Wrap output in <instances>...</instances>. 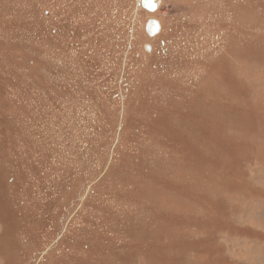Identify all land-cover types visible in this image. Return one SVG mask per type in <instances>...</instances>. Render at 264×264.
Instances as JSON below:
<instances>
[{
  "label": "rangeland",
  "instance_id": "374dc122",
  "mask_svg": "<svg viewBox=\"0 0 264 264\" xmlns=\"http://www.w3.org/2000/svg\"><path fill=\"white\" fill-rule=\"evenodd\" d=\"M225 258L264 264V0H0V264Z\"/></svg>",
  "mask_w": 264,
  "mask_h": 264
},
{
  "label": "water",
  "instance_id": "95a60500",
  "mask_svg": "<svg viewBox=\"0 0 264 264\" xmlns=\"http://www.w3.org/2000/svg\"><path fill=\"white\" fill-rule=\"evenodd\" d=\"M160 5V0H138V6L148 13H154ZM160 24L158 20L150 18L145 22L144 31L149 39H153L160 32ZM145 52L151 51V45H144Z\"/></svg>",
  "mask_w": 264,
  "mask_h": 264
},
{
  "label": "trees",
  "instance_id": "16d2710c",
  "mask_svg": "<svg viewBox=\"0 0 264 264\" xmlns=\"http://www.w3.org/2000/svg\"><path fill=\"white\" fill-rule=\"evenodd\" d=\"M128 1L130 2V0H128ZM130 14H131V11H130ZM168 28H169V26H168ZM168 32H169V29H166V27H163V28L161 27V31H160V33H161V35H162V39H167V40H168ZM125 36H126V34H125ZM142 36L145 37V38L147 37L146 34H145V32L142 33ZM147 38H148V37H147ZM125 40H126V38H125ZM162 44H163L162 47L164 48V42H162ZM163 48H162V51H161L162 53L160 52V54H159V55H161V56H165V55H166V53L163 52V50H164ZM151 62H153V61H150V62H148V63H151ZM149 66H150V65H149ZM225 260H226V259H225Z\"/></svg>",
  "mask_w": 264,
  "mask_h": 264
},
{
  "label": "crops",
  "instance_id": "0c3cea01",
  "mask_svg": "<svg viewBox=\"0 0 264 264\" xmlns=\"http://www.w3.org/2000/svg\"><path fill=\"white\" fill-rule=\"evenodd\" d=\"M226 259V261L228 262V264H243V263H241V262H243V261H235V260H230L229 258L227 259V258H225ZM244 261H246L247 262V260L246 259H244Z\"/></svg>",
  "mask_w": 264,
  "mask_h": 264
}]
</instances>
